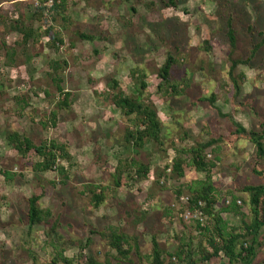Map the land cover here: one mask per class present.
<instances>
[{"label":"rangeland","instance_id":"1","mask_svg":"<svg viewBox=\"0 0 264 264\" xmlns=\"http://www.w3.org/2000/svg\"><path fill=\"white\" fill-rule=\"evenodd\" d=\"M165 1L69 0L61 14L66 20L54 22L48 11L51 0L43 11L39 0H0V264H45L61 249L76 263L106 257L116 262L115 250L98 233L109 230L137 236L145 255L155 237L169 252L191 242L197 257V245L208 238L213 220L205 215L208 230L203 231L195 219H184L181 205L189 188L198 187L205 176L187 165L179 177L170 166L182 149L220 136L231 141L217 142L204 153L215 164L210 175L219 202L236 206L222 213L217 204L214 212H220L225 230L249 221L248 196L241 189L264 180L252 172L253 144L241 137L234 141L233 133L235 122L247 130H264V0H178L175 6H165ZM21 19L34 31L26 46L18 44L19 33L6 28ZM228 20L236 36L232 58H250L261 44L248 65L234 69L237 93L229 75ZM48 27L63 38L57 49L47 46L49 36L43 31ZM77 32L95 39L82 40ZM168 52L177 61L172 81L179 94L165 86L158 90L155 72ZM54 59L67 62L62 87L71 94L69 108L58 111L56 126L47 121L58 97L49 76ZM137 69L146 73L144 99L153 102L162 122L161 141L146 143L139 154L124 150L130 123L111 103L108 86L113 77L126 94H133L138 80L132 72ZM211 94L218 110L200 101ZM12 131L36 144L44 139L64 144L72 159L59 163L68 178L58 171L33 172L34 151L21 156L7 142ZM127 155L149 163L148 178L129 177L122 168L116 186L118 158ZM92 185L105 194L97 208L91 202ZM34 194L41 195L38 205L51 216L30 227L28 199ZM260 261L258 254L252 264ZM221 262H226L222 254L209 264Z\"/></svg>","mask_w":264,"mask_h":264},{"label":"trees","instance_id":"2","mask_svg":"<svg viewBox=\"0 0 264 264\" xmlns=\"http://www.w3.org/2000/svg\"><path fill=\"white\" fill-rule=\"evenodd\" d=\"M41 3L40 10H45V3L50 0H39ZM69 0H51V5L48 11L54 22L58 21V18L65 21L66 18L61 15L62 12L67 10V4ZM178 0H167L163 2L165 6H175ZM7 31H14L22 36L21 46H26L30 40L34 37V31L28 27L23 19L11 20L9 26L6 27ZM45 35L49 36L47 46L52 48H58V44L63 43V38L53 31L52 27H48L43 31ZM78 38L82 40L93 41L94 35L77 32ZM226 37L231 49L229 59V75L233 83V88L236 93L240 90L239 82L234 76V69L239 64L248 65L251 61V57L254 56L257 49L261 44H256L252 49V56L250 58H232L231 54L236 46L235 31L231 26L230 20L227 21ZM209 48V46H207ZM11 57V56H8ZM176 59L171 52H168L164 63L156 69V75L159 77L160 82L158 84V90H162L164 86L170 89L171 92L179 94L180 90L177 89V85L172 81V69L176 65ZM67 65L65 61L52 60L49 63L50 67V81L55 88V92L58 97L54 101V106L50 112V116L47 118L53 126L57 124L58 111L69 108L70 106V91L64 90L62 87V72ZM133 76H136L138 82L136 90L133 94H126L120 87L118 80L110 78L108 86L111 90L109 99L111 103L121 111L126 117V121L130 123L125 128L124 136V150L131 149L139 154L146 143L161 141V129L162 122L158 116L157 109L152 101L144 99V91L146 90L147 83L145 82L146 73L141 70L132 72ZM243 77L242 74L239 75ZM202 102H208L210 107L218 110V107L214 105L216 101L215 95L211 94L200 99ZM219 113H221L219 111ZM222 115V114H221ZM224 115V114H223ZM225 116V115H224ZM46 122H43L45 125ZM234 141L236 139L245 138L249 140L254 146V166L252 172L261 177L264 180V164L261 160L264 159V130H247L239 123L235 122V131L233 133ZM8 144L21 155L26 154L33 150L36 160L33 161L32 170L35 173H42L46 171H58L65 179L68 178L66 168L60 164L59 161L69 162L72 156L66 150L64 144H59L55 140H41L38 144L25 135H21L16 131L8 132L6 134ZM231 141L230 137L220 136L218 138H211L207 141L197 143L188 149L179 151V154L175 156L171 162L172 174L182 177L184 175V167L192 165L197 172L203 173L205 179L197 182L198 187L189 188L188 200L181 205L182 216L187 210H194L199 207V202L204 204L203 211L206 216L213 220V228L209 233L206 241L199 242L196 248V254L192 249L191 242L189 244H182L178 249L173 252L166 251L161 248L155 237L152 239V248L149 255L142 254L139 245V238L137 236L129 235L125 232L117 230L98 231V233L105 239H107L109 246L115 250L117 257L116 262H113L110 257H106L103 261L96 259H88L86 262L76 263L73 256L64 255V250L56 251L50 261L45 264H122L123 260L128 261L129 264H209L212 257L220 254L226 258V262L220 264H252L258 254L261 255V264H264V234L260 236V230L264 229V182L256 185H245L242 187V191L248 196L247 204L249 209V221H242V227L224 229L226 222L220 216V212H231L236 206L235 202L231 205H224L219 202L217 196V190L214 188L211 182V170L215 166L214 162L207 160L204 153L205 149L212 146L217 142ZM189 154V159H184L183 154ZM117 177L115 179V185L118 186L123 177V170L129 177H136L137 180L147 179L149 175L150 166L149 163H145L137 157H120L118 158ZM120 166H122L120 168ZM123 168V170H122ZM8 173L6 174V177ZM91 193L92 205L97 208L105 201V194L98 186L92 185L89 188ZM177 197L181 199L182 190H177ZM41 195H32L28 199L27 218L29 220L30 227L47 223L51 213L47 209L40 208L38 201ZM222 206L219 213L214 212L216 205ZM198 228L207 231V227L197 221ZM55 231V225L51 224V232Z\"/></svg>","mask_w":264,"mask_h":264},{"label":"built area","instance_id":"3","mask_svg":"<svg viewBox=\"0 0 264 264\" xmlns=\"http://www.w3.org/2000/svg\"><path fill=\"white\" fill-rule=\"evenodd\" d=\"M187 200H188V197H183V202ZM203 207H204V204L202 202H199V207L195 208L194 210H187L184 213V219L187 221L195 219L196 221H199L203 225V221L205 218Z\"/></svg>","mask_w":264,"mask_h":264}]
</instances>
